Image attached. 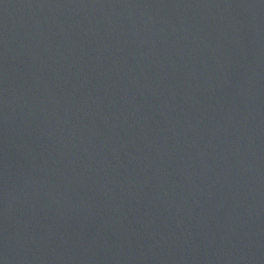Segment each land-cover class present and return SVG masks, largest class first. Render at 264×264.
Returning a JSON list of instances; mask_svg holds the SVG:
<instances>
[{"label": "water", "instance_id": "obj_1", "mask_svg": "<svg viewBox=\"0 0 264 264\" xmlns=\"http://www.w3.org/2000/svg\"><path fill=\"white\" fill-rule=\"evenodd\" d=\"M0 264H264V0H0Z\"/></svg>", "mask_w": 264, "mask_h": 264}]
</instances>
